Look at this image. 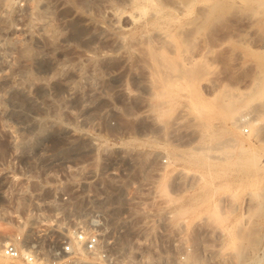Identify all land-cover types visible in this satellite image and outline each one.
<instances>
[{
    "label": "rangeland",
    "instance_id": "1",
    "mask_svg": "<svg viewBox=\"0 0 264 264\" xmlns=\"http://www.w3.org/2000/svg\"><path fill=\"white\" fill-rule=\"evenodd\" d=\"M178 1L0 0V248L52 250L90 214L57 198L75 163L132 175L166 159L160 207L177 238L115 252L118 263L264 264V27L246 9L205 18L211 0ZM105 206L113 221L123 210ZM128 235L117 245L134 247Z\"/></svg>",
    "mask_w": 264,
    "mask_h": 264
},
{
    "label": "built area",
    "instance_id": "2",
    "mask_svg": "<svg viewBox=\"0 0 264 264\" xmlns=\"http://www.w3.org/2000/svg\"><path fill=\"white\" fill-rule=\"evenodd\" d=\"M162 162L164 164H137L133 167L132 175H126L120 167L104 162H86L80 166L75 163L72 171L76 175L61 181L57 198L65 204L87 202L92 205L90 214L82 222L77 221L59 246L52 250L38 253L34 247L7 242L0 248L1 255L19 264H81V257L87 255L92 258V264H127L118 263L117 255L113 253L129 249H171L177 238V229L163 222H171L173 213L170 208L161 210L160 207L164 200L161 179L169 172L166 159H162ZM78 167L80 169L76 170ZM98 182L101 184L96 187ZM107 182L116 183L115 200L112 199L114 193L104 189ZM112 202L123 204L120 216L114 221L106 213L108 206L104 209L94 208V205ZM127 233L130 236L123 241H131L134 247L118 246L120 235Z\"/></svg>",
    "mask_w": 264,
    "mask_h": 264
},
{
    "label": "bare ground",
    "instance_id": "3",
    "mask_svg": "<svg viewBox=\"0 0 264 264\" xmlns=\"http://www.w3.org/2000/svg\"><path fill=\"white\" fill-rule=\"evenodd\" d=\"M194 2V0H179L178 1V6H179V8L180 9H182V10H186V9H188L189 8V6L192 4ZM133 3V2H132ZM136 3V2H135ZM142 3V2H141ZM145 4V3H144ZM166 4V3H165ZM137 5H138V3H137ZM177 5V4H176ZM147 6V5H146ZM207 6V7H206ZM205 7H206V10H205V12H204V14H203V17H205V18H208L209 16H211L214 12H216V11H219V10H224V9H229V10H231L232 8H234V7H236L237 8V10L240 8V9H246L247 10V16H246V19L248 20V22H250L251 24H254V25H257L256 27H264V0H211V1H209V2H207V5H206ZM177 7V6H176ZM231 8V9H230ZM151 9V8H150ZM239 9V10H240ZM146 10V9H145ZM245 10V11H246ZM108 11H109V9H108ZM154 11V10H153ZM234 11H235V9H234ZM234 11H232V12H234ZM244 12V11H243ZM243 12H242V14H243ZM110 15H111V17L114 19V22L116 23V24H120V21H121V19L123 18V15H122V13L121 14H117L113 9L112 10H110V13H109ZM216 14V13H215ZM238 14V13H237ZM227 15V14H226ZM133 16V15H132ZM137 16V15H136ZM221 16V15H220ZM127 17V16H126ZM202 17V16H201ZM219 17V16H218ZM243 17V16H242ZM194 19V18H193ZM197 19V18H196ZM195 19V20H196ZM201 19V18H200ZM215 19V18H214ZM213 19V20H214ZM220 19H221V17H220ZM139 20V19H138ZM131 22H132V20H131ZM193 22H195V21H193ZM200 22H202V21H200ZM188 23V22H187ZM196 23V22H195ZM249 23V24H250ZM210 24V23H209ZM135 25V24H134ZM184 25V24H183ZM154 28V27H153ZM183 28V27H182ZM127 29H129V28H127ZM134 29V28H133ZM191 29H193V28H191ZM261 29V28H260ZM159 30V29H158ZM161 31H162V29H160ZM255 30H256V28H255ZM258 30V29H257ZM198 31V30H197ZM156 32H157V30H156ZM181 32V31H180ZM201 32V31H200ZM254 32V31H253ZM190 33H192L191 32V30H190ZM190 33H188V34H190ZM166 34V33H165ZM187 34V33H186ZM185 34V35H186ZM259 34V33H258ZM179 35V34H178ZM183 35V34H182ZM189 36V35H188ZM156 37V36H155ZM162 37V36H161ZM184 37V36H183ZM150 38H153V37H150ZM255 38V37H254ZM181 40H182V38H180ZM121 40V39H120ZM120 40H118L119 42H120ZM188 39H186V41H187ZM166 40L164 39V41L163 42H165ZM168 42V41H167ZM182 42V41H181ZM191 42V41H190ZM257 42V41H256ZM120 43H122V40H121V42ZM187 44V48H189V47H191V46H193L194 45V42H193V45H191V46H189L188 45V43H186ZM258 44V43H257ZM256 46V45H255ZM182 47V46H181ZM196 47V46H195ZM261 47V46H260ZM262 48H264V47H262ZM173 49V48H172ZM192 49V48H191ZM153 50V49H152ZM183 52H184V50H182ZM188 51H190V49L188 50ZM261 51V50H260ZM153 52V51H152ZM174 52V51H173ZM177 52V51H176ZM252 52V51H251ZM154 54V53H153ZM177 54V53H176ZM201 54V53H200ZM255 56H256V58H257V60L259 59V63H260V66L261 67H264V51H262V52H256L255 53ZM170 64H174V63H172V62H170ZM257 64V63H256ZM255 65V64H254ZM171 66V65H170ZM173 66V65H172ZM184 66V65H183ZM193 66V65H192ZM258 66V65H257ZM256 66V67H257ZM184 67H186V66H184ZM193 67H195V66H193ZM198 67V66H197ZM192 68V67H191ZM258 68V67H257ZM260 68V67H259ZM189 69H190V67H189ZM196 69V68H195ZM195 69H193V71L195 70ZM262 69H264V68H262ZM196 70H198V69H196ZM195 70V71H196ZM259 71L261 72V69H259ZM258 71V72H259ZM195 73L196 72H193V76L195 75ZM199 73V72H198ZM190 74V73H189ZM255 75V74H254ZM262 75H264V72H262V73H260L258 76H256V78H255V80H254V90H255V93H258L260 90H261V86H262V82H264V79H262V78H264V77H262ZM193 79V78H192ZM191 80V79H190ZM189 86H191V85H189ZM192 86H194V85H192ZM193 91H194V88H193ZM169 93V92H168ZM242 93V92H241ZM159 94V93H158ZM229 94V93H228ZM161 95V94H160ZM194 95V94H193ZM243 95V94H242ZM249 95V94H248ZM233 96V95H232ZM253 96H254V94H253ZM258 96V95H257ZM258 99V98H257ZM229 100V99H228ZM231 101V100H230ZM230 101H229V104H232V103H230ZM236 101V100H235ZM262 105L260 106L261 107V109H264V103H261ZM227 104H225L224 105V107L226 106ZM257 109V108H256ZM261 112V111H260ZM260 114V113H259ZM245 115V114H244ZM236 118H243V114L241 115H239L238 117H236ZM235 121H236V119H235ZM238 121H240V120H238ZM242 122V121H241ZM258 123V122H257ZM253 124V123H252ZM259 126V125H258ZM256 130L257 129H259L258 127L257 128H255ZM212 219V218H211ZM214 219V218H213ZM216 219V218H215ZM213 221V220H212ZM210 222H211V220H210ZM29 248H33L34 247V245L32 244V245H29L28 246Z\"/></svg>",
    "mask_w": 264,
    "mask_h": 264
}]
</instances>
